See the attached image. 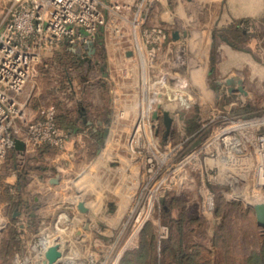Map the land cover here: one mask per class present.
Wrapping results in <instances>:
<instances>
[{"label":"rangeland","instance_id":"rangeland-1","mask_svg":"<svg viewBox=\"0 0 264 264\" xmlns=\"http://www.w3.org/2000/svg\"><path fill=\"white\" fill-rule=\"evenodd\" d=\"M91 49L25 86L61 144L0 163V264H264V0H149Z\"/></svg>","mask_w":264,"mask_h":264},{"label":"built area","instance_id":"built-area-1","mask_svg":"<svg viewBox=\"0 0 264 264\" xmlns=\"http://www.w3.org/2000/svg\"><path fill=\"white\" fill-rule=\"evenodd\" d=\"M147 1L10 0L0 18V163L11 150L22 155L61 144L53 107L44 106L31 117L25 106L24 89L41 52L64 46L87 58L107 14ZM15 139L22 148L14 147Z\"/></svg>","mask_w":264,"mask_h":264},{"label":"water","instance_id":"water-1","mask_svg":"<svg viewBox=\"0 0 264 264\" xmlns=\"http://www.w3.org/2000/svg\"><path fill=\"white\" fill-rule=\"evenodd\" d=\"M164 120L166 125L169 124V117L166 112H164ZM154 116H156V113L154 112ZM23 144L18 139L14 140V147L16 149L22 148ZM253 208L256 214L257 222L258 224L264 225V203H255L253 204ZM44 258L47 260V264H52L53 262L57 261L60 256L61 252L58 249V246L56 244L49 245L44 249L43 252Z\"/></svg>","mask_w":264,"mask_h":264},{"label":"bare ground","instance_id":"bare-ground-1","mask_svg":"<svg viewBox=\"0 0 264 264\" xmlns=\"http://www.w3.org/2000/svg\"><path fill=\"white\" fill-rule=\"evenodd\" d=\"M170 107L172 108V106L170 105ZM154 194H156V193H154Z\"/></svg>","mask_w":264,"mask_h":264}]
</instances>
